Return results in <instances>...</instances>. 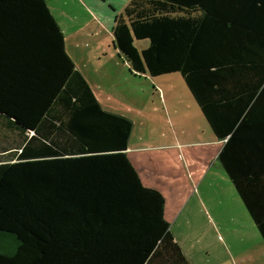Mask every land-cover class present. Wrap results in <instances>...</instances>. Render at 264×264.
Masks as SVG:
<instances>
[{
    "label": "trees",
    "instance_id": "obj_1",
    "mask_svg": "<svg viewBox=\"0 0 264 264\" xmlns=\"http://www.w3.org/2000/svg\"><path fill=\"white\" fill-rule=\"evenodd\" d=\"M112 34L135 74L182 75L264 240V0H132ZM0 114L22 143L0 149V264H193L46 0H0Z\"/></svg>",
    "mask_w": 264,
    "mask_h": 264
},
{
    "label": "rangeland",
    "instance_id": "obj_2",
    "mask_svg": "<svg viewBox=\"0 0 264 264\" xmlns=\"http://www.w3.org/2000/svg\"><path fill=\"white\" fill-rule=\"evenodd\" d=\"M125 1L98 2L113 18L114 9L117 15L123 12ZM48 2L67 30L68 52L75 59L119 56L111 29L85 21L76 0ZM75 18L81 32L73 30ZM148 45L147 40L136 42L140 51ZM110 60L101 65L104 69L96 70L99 66L93 63L86 68L107 73L108 84L104 86L110 95L109 107L136 121L137 143L144 138L142 147H157L150 150L153 164L139 169L147 185L164 187L166 220L187 257L193 264H264L263 237L218 160L223 143L214 135L182 75L155 80L135 74L120 58L119 63ZM165 79L170 81L166 86L170 95L163 99L157 89L158 82ZM13 137L18 138L17 133L5 130L0 123V147L8 145L3 139L10 143ZM172 144L174 147H167ZM154 168L159 173L156 179L151 176ZM160 177L171 183H158Z\"/></svg>",
    "mask_w": 264,
    "mask_h": 264
},
{
    "label": "crops",
    "instance_id": "obj_3",
    "mask_svg": "<svg viewBox=\"0 0 264 264\" xmlns=\"http://www.w3.org/2000/svg\"><path fill=\"white\" fill-rule=\"evenodd\" d=\"M46 1L48 3V6H49L50 10L52 11L53 15L57 19V21H58L59 25L61 26L62 30L64 31V34H65V37H66V48H67V30L63 27V24L60 21V17H58L55 9L48 2V0H46ZM98 1L99 0H76V3L78 5L80 11L82 13H85V15H86V18L84 19L85 21L90 22V23H96L97 25H103L104 27L108 28L109 30L111 29V31H112V29H113V27L115 25V17H116V15L119 12L116 9H114L115 12L113 13V18H112L110 12H109V14H106L105 8L102 5H100ZM104 1L106 2V0H104ZM110 1H112V0H110ZM131 1L132 0H126L124 2L123 6H122V10ZM63 5L66 6L67 4L64 3ZM122 10L120 12H122ZM107 11H109V10L107 9ZM74 21L76 22V25L74 26L73 30L81 32L82 30L78 29L79 20H77L75 18ZM116 51L118 53L117 49H116ZM67 52H68V48H67ZM69 55H70V53H69ZM70 56L74 60V62L76 64V66L78 67V69L83 73V75L85 76L87 81L90 83V85H91V87H92V89H93L98 101L102 105V107L104 109L108 110V111L113 112V113L125 116V117L131 119L134 122V131H133V134H132V137H131V141H130V148L127 151L128 157H129L131 163L133 164V166L136 168L137 172L139 173L144 185L147 186V187H150V188L157 189L161 193H163V195H164V191L162 189L164 187H161V186H155L154 187V185H147L145 183L144 178L142 176V173L140 172V169H139L140 166L141 167L146 166L145 164H151V165L153 164L152 163L153 160H152V156H151L150 150L154 149V148H157V147H153V148L142 147L140 145V142H142L144 138L138 140V143H137V140L135 138V132H136V127H137L136 121H134L132 119V117L122 113L118 109H115L114 107H112V108L109 107L108 104L111 103L110 102V95L105 91L108 88H105V86H104V85L108 84V82H107V78H108L107 77V73H105L104 71H102V72L96 71V70L104 69V68L101 67V65L103 63H107L109 61V59L115 60L114 62H116V63H119V58H120V62L123 60L124 63H126V61L120 55L119 56L110 55L109 57L101 56L102 58H105L106 60H103L102 58L98 57V58H87L86 60L82 59L81 61L75 59L72 55H70ZM91 63H93L95 65V67L99 66V68H97L94 71L87 70L86 66L91 64ZM160 77H162V76H160ZM153 78H155V80H156L159 77H153ZM101 79L103 80L102 81L103 85L99 82V80H101ZM158 83H160V85H158V89H159V86H160V89L159 90L157 89V91H160V94L163 95V99H164L165 96H167V94L170 95V88L168 90L166 89V86H168L167 84H170V81L168 79H165L163 81H159ZM120 86H121V84L117 85L116 87H120ZM99 91H102V92L100 93ZM0 116H2V117H0V119L5 118V116H3L2 114H0ZM8 121H10V119H8ZM0 123H2L5 126V130H10V131H12L14 133H17V136H18V138L13 137V139H12V141L10 143L7 140L8 138L3 139L4 142L7 143L8 145H6V146L2 145L0 147V149H1V151H4V154L5 153L9 154V153L15 151L17 148H20V146L22 145V143L20 142L21 141V136L18 134V132L14 131L12 128H9L7 126L8 125L7 123H5V122H3L1 120H0ZM17 139H19V140L17 142H15ZM134 141H135V143H134ZM1 144H2V142H1ZM171 146L174 147L173 144L169 145L167 147L169 148ZM157 170L158 169L154 168L152 170V174H151V176L154 177L155 179H156V175L157 174L159 175V173H157ZM158 181H159L158 183H160V184L171 183L168 178H163V177L162 178L160 177L158 179ZM162 186H164V185H162Z\"/></svg>",
    "mask_w": 264,
    "mask_h": 264
}]
</instances>
